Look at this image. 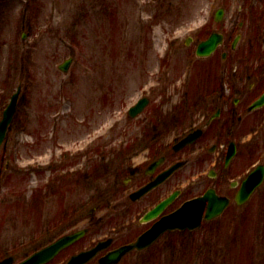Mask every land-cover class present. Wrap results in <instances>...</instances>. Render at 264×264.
I'll return each instance as SVG.
<instances>
[{
  "label": "rangeland",
  "instance_id": "1",
  "mask_svg": "<svg viewBox=\"0 0 264 264\" xmlns=\"http://www.w3.org/2000/svg\"><path fill=\"white\" fill-rule=\"evenodd\" d=\"M219 7L225 10L216 22ZM213 29L224 33V43L196 57L195 42ZM222 51L229 55L221 66ZM228 62L239 75L226 74ZM262 72L264 0H0V118L21 85L0 146V258L18 260L83 225L91 227L86 244L106 235L116 237L113 245L130 240L135 224L131 206L111 187L120 168L111 147L124 158L137 146L134 138L148 135L145 112L154 103L162 107L152 108V123L175 132L190 124L195 99L200 105L214 77L227 87L246 73L263 80ZM141 95L150 103L128 118ZM245 214L164 233L118 264H264V187Z\"/></svg>",
  "mask_w": 264,
  "mask_h": 264
},
{
  "label": "flooded vegetation",
  "instance_id": "2",
  "mask_svg": "<svg viewBox=\"0 0 264 264\" xmlns=\"http://www.w3.org/2000/svg\"><path fill=\"white\" fill-rule=\"evenodd\" d=\"M228 63L225 65V70L227 65L229 70L232 68V63ZM230 71H226V74L239 75L236 71ZM259 74L264 77V72ZM239 81L231 86L227 83V87H224V82H220L202 98L201 105L194 101L190 124L175 132L167 130L161 122L152 123L153 109L160 110L162 104L150 105V110L148 109L146 115L144 114L145 121H149L153 126L150 127L148 135L134 138L133 143L137 146H129L126 157L124 154L125 159L123 155L121 158L116 157L115 147H111V153L107 152L120 167L111 187H117L115 190L119 192L118 195L125 200L122 202L119 199V202L131 206L130 213L135 224V234L130 240L117 245H113L116 237L112 235L92 239L93 241L86 244L84 236L91 230V227L87 226V231L81 238L60 250L45 264H51L60 255H64L65 257L57 263L63 264L72 254L93 247L99 240H106L104 244L106 246L98 248L99 251L95 256L84 263L100 264V257L109 250L134 240L155 221L166 216L185 201L201 198L206 192H212L218 198L226 199L227 204L219 215L206 219L209 200L205 199L201 225L195 230L221 217L230 218L229 220L232 221L242 220L246 215L248 201L264 187V104L249 110L250 105L264 92V78L260 80L258 74L246 73L239 77ZM196 130L198 136H195ZM189 133L194 134V139L189 143H181ZM126 144L127 142L124 143V148L129 145ZM140 155L142 158L137 159ZM173 166L176 168L164 177V173ZM255 168H258L259 172L256 176L249 177L250 172ZM260 171L263 172V176L259 182ZM151 183L154 184L150 190L138 194L142 187ZM254 183L256 184L253 192L249 198H245V190L248 185ZM171 194H174V198L168 206L151 220L141 221L145 212ZM101 195L104 200L108 198L105 192ZM179 198H181L180 203L174 205ZM199 202L195 203V209L197 208L198 211ZM104 205L110 204L105 201ZM171 205L172 208L169 209ZM138 224H144V227H138ZM56 237L49 240L52 241Z\"/></svg>",
  "mask_w": 264,
  "mask_h": 264
},
{
  "label": "water",
  "instance_id": "3",
  "mask_svg": "<svg viewBox=\"0 0 264 264\" xmlns=\"http://www.w3.org/2000/svg\"><path fill=\"white\" fill-rule=\"evenodd\" d=\"M223 10L219 9L217 12V19L221 17ZM222 35L219 33H212L206 40H203L199 43L197 53L200 55H207L210 54L217 44L221 42ZM71 61V58L66 59L62 64L59 65V68L62 70H66L69 66V63ZM20 91V86L17 88V90L11 95L10 101L3 110L2 118L0 120V144L3 141L6 131L8 128L9 123L12 120L13 114L15 112L16 103H17V97ZM146 99H141L132 106L129 110V112L134 115L137 112H139L142 107L146 104ZM174 167L170 168L168 172L173 170ZM166 174V173H165ZM150 187L147 185V187H144V190H148ZM254 187H248L247 188V194L246 197L249 196L251 191ZM173 198V195L169 196L167 199L162 201L160 204H158L154 209L149 211L145 215V219L149 218L151 216H154L157 214L168 202H170ZM201 199V203L203 202V198ZM223 202L218 204L213 210L209 213L208 216H213L217 214L222 208H223ZM199 216L195 214V199L185 202L182 207L177 209L176 211L170 213L167 216H164L161 220L157 221L153 224L152 227H150L148 230L143 232L134 242H131L127 245L121 246L120 248L111 251L108 255L104 257V260H106L107 264L108 262L114 263L116 262L121 255L136 247V248H143L147 245H149L161 232H163L166 229H173V228H194L197 226L200 222ZM84 230H78L75 232H72L70 234H67L58 240H56L54 243L49 244L39 251L34 252L32 255L24 259L23 261L19 262L18 264H40L51 258L60 248L63 246L69 244L72 242L75 238L80 236L83 233ZM90 252H81L77 255H74L71 257V259L66 264H78L79 262L84 261L86 258H88ZM11 262V259H4L0 261V264H8Z\"/></svg>",
  "mask_w": 264,
  "mask_h": 264
}]
</instances>
